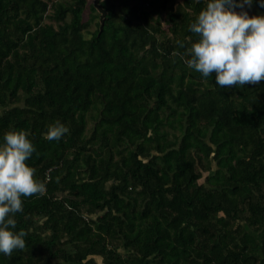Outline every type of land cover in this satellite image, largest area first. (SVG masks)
Here are the masks:
<instances>
[{"label":"trees","instance_id":"1","mask_svg":"<svg viewBox=\"0 0 264 264\" xmlns=\"http://www.w3.org/2000/svg\"><path fill=\"white\" fill-rule=\"evenodd\" d=\"M97 2L0 0V144L46 183L0 264H264V80L187 66L207 0Z\"/></svg>","mask_w":264,"mask_h":264},{"label":"clouds","instance_id":"2","mask_svg":"<svg viewBox=\"0 0 264 264\" xmlns=\"http://www.w3.org/2000/svg\"><path fill=\"white\" fill-rule=\"evenodd\" d=\"M253 0H207L189 26L198 40L191 43L187 66L207 78L215 73L220 88L264 80V15L249 16L243 11ZM264 7V0H258ZM235 8H240L238 13ZM184 45L181 44V47ZM69 128L59 121L48 127L46 139L59 140ZM0 144V253L11 257L23 250L27 233L14 232L17 213L23 212L21 197L46 194V183L34 177L28 161L35 151L24 131H8Z\"/></svg>","mask_w":264,"mask_h":264},{"label":"rangeland","instance_id":"3","mask_svg":"<svg viewBox=\"0 0 264 264\" xmlns=\"http://www.w3.org/2000/svg\"><path fill=\"white\" fill-rule=\"evenodd\" d=\"M47 1H56V0H47ZM234 10L237 11L238 13L241 11L240 8H235ZM243 11L247 12V14L249 16L264 15V13L262 11H260L253 3H252V6L250 8H248L247 6H245L244 9H243ZM86 17H87V14L85 12L84 13V18H86ZM160 21L162 22L163 28L167 29L168 28L167 27V23H165V19H164V16L163 15L160 17ZM94 27H95L94 24H92L91 25V28L93 29ZM89 126H91V123L90 122H88V127ZM204 176H205V174L203 175V177ZM203 177L199 180L200 182L203 181ZM94 258H95L97 264H102L101 263V259H100L99 256H95Z\"/></svg>","mask_w":264,"mask_h":264},{"label":"water","instance_id":"4","mask_svg":"<svg viewBox=\"0 0 264 264\" xmlns=\"http://www.w3.org/2000/svg\"><path fill=\"white\" fill-rule=\"evenodd\" d=\"M94 6L97 8V10L99 11L100 15H99V21L100 23H102L103 20V15H104V10L101 8V6L98 4L97 0L93 1Z\"/></svg>","mask_w":264,"mask_h":264}]
</instances>
